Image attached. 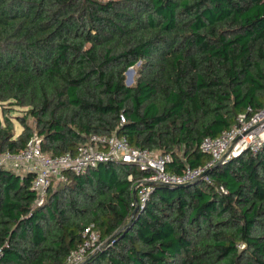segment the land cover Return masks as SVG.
Returning a JSON list of instances; mask_svg holds the SVG:
<instances>
[{"label":"trees","instance_id":"trees-1","mask_svg":"<svg viewBox=\"0 0 264 264\" xmlns=\"http://www.w3.org/2000/svg\"><path fill=\"white\" fill-rule=\"evenodd\" d=\"M249 107H264V0H0V153L114 134L181 174ZM145 175L103 163L39 204L32 173L0 166V264H66L88 228L81 264H264V145L209 169L212 185L154 186L133 214Z\"/></svg>","mask_w":264,"mask_h":264},{"label":"built area","instance_id":"built-area-1","mask_svg":"<svg viewBox=\"0 0 264 264\" xmlns=\"http://www.w3.org/2000/svg\"><path fill=\"white\" fill-rule=\"evenodd\" d=\"M123 122L124 117L120 116V123ZM263 145L264 107L258 111L249 107L237 116L233 126L217 138H205L201 142L200 150L210 157L207 164L193 169L187 167L181 174L165 171L169 156L133 147L125 136L114 134L90 135L87 142L78 146L74 152L56 156L44 153L41 140L33 137L19 153L1 152L0 166L18 174L32 173L31 189L36 193L39 204L45 201L51 187L67 182L68 174L83 176L108 162L135 166L146 173L134 187L136 204L142 208L154 186H182L196 180L212 185L207 175L209 169L243 153L257 154ZM98 242L99 234L88 228L82 234V242L67 256L66 264H81Z\"/></svg>","mask_w":264,"mask_h":264},{"label":"rangeland","instance_id":"rangeland-1","mask_svg":"<svg viewBox=\"0 0 264 264\" xmlns=\"http://www.w3.org/2000/svg\"><path fill=\"white\" fill-rule=\"evenodd\" d=\"M129 70L133 71L132 82L130 84H127L126 81H127L129 76H128L127 71H126V73H125V83H126L127 86H132V85H134V81L136 79L137 72H136L135 68H130ZM16 117L24 118V114L22 112H13L12 113V122H13V126H14V133L18 134V133H20L22 131V127L19 124V122L16 120ZM27 124L32 126V121L30 119H28L27 120ZM154 152H156L159 155H162V153L160 151H154ZM162 156H164V155H162ZM242 248H243V246L241 245L239 247V249H242Z\"/></svg>","mask_w":264,"mask_h":264},{"label":"water","instance_id":"water-1","mask_svg":"<svg viewBox=\"0 0 264 264\" xmlns=\"http://www.w3.org/2000/svg\"><path fill=\"white\" fill-rule=\"evenodd\" d=\"M127 74H128V79H127V84H130L132 82V76H133V71L132 70H127ZM146 185H149L151 186L152 184H146ZM135 189L133 191V198H134V203H135V210L133 212V214L136 212V210L139 208L138 205L136 204V196H135Z\"/></svg>","mask_w":264,"mask_h":264}]
</instances>
